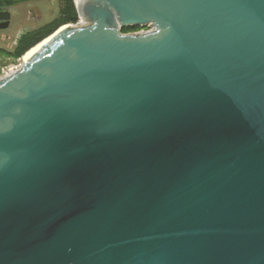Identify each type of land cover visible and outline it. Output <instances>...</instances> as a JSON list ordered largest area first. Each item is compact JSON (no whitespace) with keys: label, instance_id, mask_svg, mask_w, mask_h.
<instances>
[{"label":"water","instance_id":"1","mask_svg":"<svg viewBox=\"0 0 264 264\" xmlns=\"http://www.w3.org/2000/svg\"><path fill=\"white\" fill-rule=\"evenodd\" d=\"M73 1L0 80V264H264V0Z\"/></svg>","mask_w":264,"mask_h":264},{"label":"rangeland","instance_id":"2","mask_svg":"<svg viewBox=\"0 0 264 264\" xmlns=\"http://www.w3.org/2000/svg\"><path fill=\"white\" fill-rule=\"evenodd\" d=\"M59 7V0H42L19 4L9 9L12 14L11 23L8 29L0 30V49L12 51L15 48L17 37L20 36L18 34H23L28 29L33 30L50 23L58 15ZM29 17H31V20H29ZM153 29V26L148 25L138 32L146 33ZM22 60L21 58L13 62L0 53V80L20 69L23 63Z\"/></svg>","mask_w":264,"mask_h":264},{"label":"trees","instance_id":"3","mask_svg":"<svg viewBox=\"0 0 264 264\" xmlns=\"http://www.w3.org/2000/svg\"><path fill=\"white\" fill-rule=\"evenodd\" d=\"M42 1V0H0V12L11 9L19 4ZM60 7L58 15L50 23L33 30L24 32L18 39L15 48L12 51H3L0 53L16 62L24 59L31 51L44 43V40L52 36L60 28L66 25H75L79 22V15L73 0H59ZM141 30V27L125 28L122 33H134Z\"/></svg>","mask_w":264,"mask_h":264},{"label":"bare ground","instance_id":"4","mask_svg":"<svg viewBox=\"0 0 264 264\" xmlns=\"http://www.w3.org/2000/svg\"><path fill=\"white\" fill-rule=\"evenodd\" d=\"M83 24H84V22H82ZM66 27H68V26H64V27H62L59 31L61 32L63 29H66ZM59 31H58V33H59ZM47 41H49L48 39L47 40H45L44 41V43L43 44H41L39 47H37L36 49H34L33 51H31L22 61H23V63L25 62V61H27L28 59H30L31 57H32V55L36 52V51H38L39 49H40V47H42V45H44Z\"/></svg>","mask_w":264,"mask_h":264},{"label":"crops","instance_id":"5","mask_svg":"<svg viewBox=\"0 0 264 264\" xmlns=\"http://www.w3.org/2000/svg\"><path fill=\"white\" fill-rule=\"evenodd\" d=\"M40 19H41V17H40ZM29 20H31V17H29ZM9 27H10V26H9ZM28 30H29V29H28ZM28 30H27V31H28ZM18 35H20V36H21V35H22V33H20V34H18ZM20 36H19V37H20ZM19 37H17V39H16V42H15V43H17V41H18Z\"/></svg>","mask_w":264,"mask_h":264},{"label":"snow or ice","instance_id":"6","mask_svg":"<svg viewBox=\"0 0 264 264\" xmlns=\"http://www.w3.org/2000/svg\"><path fill=\"white\" fill-rule=\"evenodd\" d=\"M3 131V126H0V132H2Z\"/></svg>","mask_w":264,"mask_h":264}]
</instances>
